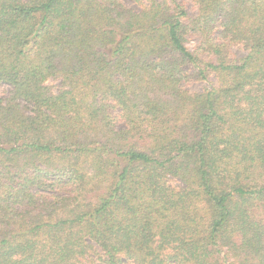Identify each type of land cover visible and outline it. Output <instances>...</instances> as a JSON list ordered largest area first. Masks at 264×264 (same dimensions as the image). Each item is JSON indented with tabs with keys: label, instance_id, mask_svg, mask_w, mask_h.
I'll return each mask as SVG.
<instances>
[{
	"label": "trees",
	"instance_id": "trees-1",
	"mask_svg": "<svg viewBox=\"0 0 264 264\" xmlns=\"http://www.w3.org/2000/svg\"><path fill=\"white\" fill-rule=\"evenodd\" d=\"M133 1L0 0V264H264V0Z\"/></svg>",
	"mask_w": 264,
	"mask_h": 264
},
{
	"label": "rangeland",
	"instance_id": "rangeland-1",
	"mask_svg": "<svg viewBox=\"0 0 264 264\" xmlns=\"http://www.w3.org/2000/svg\"><path fill=\"white\" fill-rule=\"evenodd\" d=\"M170 1V0H169ZM180 4H182L186 10L191 14L195 15L197 14V5L195 4L194 0H177ZM127 4L133 7H137V4L133 0H127ZM194 43H190V47H192ZM229 52L231 57L233 58H239L245 54V49L243 48L242 45L240 44H235L229 48ZM187 72L189 73L188 78L184 82V86L187 90L191 92H198V91H203L205 88H212L216 85V77L211 76L207 80H202V79H196L191 75V70L187 68ZM49 84L53 87H59L61 85L60 80H54L51 79L49 81ZM9 89V86H4L1 88L2 91L6 92ZM170 182L174 186H180L182 185V182L179 178L177 177H171ZM97 257V255L95 256ZM98 258V257H97ZM97 264H103L98 260H95ZM120 264H140L139 262L126 258V257H121V263Z\"/></svg>",
	"mask_w": 264,
	"mask_h": 264
}]
</instances>
